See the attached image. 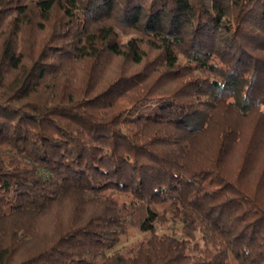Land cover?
Returning <instances> with one entry per match:
<instances>
[{"label":"trees","instance_id":"1","mask_svg":"<svg viewBox=\"0 0 264 264\" xmlns=\"http://www.w3.org/2000/svg\"><path fill=\"white\" fill-rule=\"evenodd\" d=\"M0 264H264V0H0Z\"/></svg>","mask_w":264,"mask_h":264},{"label":"rangeland","instance_id":"2","mask_svg":"<svg viewBox=\"0 0 264 264\" xmlns=\"http://www.w3.org/2000/svg\"><path fill=\"white\" fill-rule=\"evenodd\" d=\"M142 236L143 234L141 232H138L136 230H131L127 235L122 237V239L114 246L113 249L130 245L136 240L140 239Z\"/></svg>","mask_w":264,"mask_h":264}]
</instances>
